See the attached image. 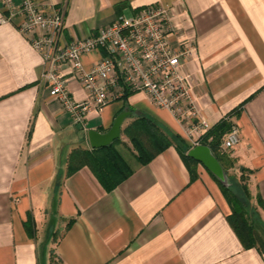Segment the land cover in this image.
I'll return each mask as SVG.
<instances>
[{
    "label": "crops",
    "instance_id": "crops-1",
    "mask_svg": "<svg viewBox=\"0 0 264 264\" xmlns=\"http://www.w3.org/2000/svg\"><path fill=\"white\" fill-rule=\"evenodd\" d=\"M51 1L65 12L68 42L95 34L119 14L174 6L173 42L181 35L196 41L184 69L203 115L213 126L239 110L231 118L240 142L229 151L235 160L229 172L250 170L255 227L264 239V0ZM18 23L0 22V264H54V252L60 264H264V250L245 247L230 224L218 179L195 159L192 171L175 145L112 191L88 166L68 175L70 153L92 148L88 131L107 132L126 107L122 140L129 143L123 129L142 114L190 149L197 145L141 91L92 111L85 127L72 123L49 93L42 54ZM104 54L94 51L83 62L91 67ZM60 70L74 97L84 99L73 69Z\"/></svg>",
    "mask_w": 264,
    "mask_h": 264
},
{
    "label": "built area",
    "instance_id": "built-area-1",
    "mask_svg": "<svg viewBox=\"0 0 264 264\" xmlns=\"http://www.w3.org/2000/svg\"><path fill=\"white\" fill-rule=\"evenodd\" d=\"M0 7L5 12L0 22L18 21L20 31L42 54L49 93L72 123L85 127L92 111L122 99L127 91H141L156 107L169 111L195 145L202 144L212 125L196 102L192 74L184 69L196 41L181 35L173 42V5L152 4L131 16L119 14L95 34L69 42L64 37L65 12L51 0H0ZM100 49L104 56L86 67L83 57ZM62 65L77 75L87 94L84 99L70 91ZM239 142L240 127L234 124L220 152H229Z\"/></svg>",
    "mask_w": 264,
    "mask_h": 264
},
{
    "label": "trees",
    "instance_id": "trees-1",
    "mask_svg": "<svg viewBox=\"0 0 264 264\" xmlns=\"http://www.w3.org/2000/svg\"><path fill=\"white\" fill-rule=\"evenodd\" d=\"M133 92L127 91L122 99ZM236 109L226 115L220 122L213 125L202 138V144L209 145L222 166L229 174L231 185H223L219 180L222 191L230 204L231 214L229 222L236 231L242 244L247 247H260L264 250V239L259 235L255 227L257 217L256 208L252 205V193L249 187L250 170L243 168L242 174H231L229 171L234 166L235 160L229 152H220L221 144L226 134L236 124L231 118L238 112ZM123 134L129 139V143L116 139L112 144L103 148L76 147L68 157V172L70 175L83 166H88L107 191H112L137 168L148 164L154 157L171 145L177 146L183 159L197 162L189 156L190 149L186 141L178 134L170 132L165 126L148 115H136L123 129ZM259 205H263L258 198ZM54 264H60L61 259L54 252L52 254Z\"/></svg>",
    "mask_w": 264,
    "mask_h": 264
},
{
    "label": "water",
    "instance_id": "water-1",
    "mask_svg": "<svg viewBox=\"0 0 264 264\" xmlns=\"http://www.w3.org/2000/svg\"><path fill=\"white\" fill-rule=\"evenodd\" d=\"M131 115L129 107L121 111L112 127L107 132H100L96 129L88 131V138L92 148H103L112 144L116 139L121 137L122 125L126 117ZM189 156L201 162L223 185L229 187L231 180L229 174L222 166L212 148L209 145L200 144L188 152Z\"/></svg>",
    "mask_w": 264,
    "mask_h": 264
}]
</instances>
